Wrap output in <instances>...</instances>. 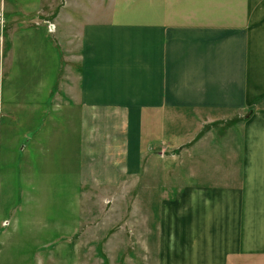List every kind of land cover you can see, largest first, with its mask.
Returning <instances> with one entry per match:
<instances>
[{
	"label": "crops",
	"instance_id": "crops-1",
	"mask_svg": "<svg viewBox=\"0 0 264 264\" xmlns=\"http://www.w3.org/2000/svg\"><path fill=\"white\" fill-rule=\"evenodd\" d=\"M127 1L0 0V264H92L79 244L96 232L103 255L122 238L132 264H264V0ZM37 26L52 47L57 27L78 30L80 60L62 71L66 55L47 53L54 74L23 80L17 101L4 83ZM146 141L180 165H143ZM126 174L168 190L150 210L152 242L135 203L129 230H94L77 210Z\"/></svg>",
	"mask_w": 264,
	"mask_h": 264
},
{
	"label": "rangeland",
	"instance_id": "rangeland-1",
	"mask_svg": "<svg viewBox=\"0 0 264 264\" xmlns=\"http://www.w3.org/2000/svg\"><path fill=\"white\" fill-rule=\"evenodd\" d=\"M52 1V0H50ZM133 0H128L126 4H128L129 7H131ZM147 0H144L140 6H144L146 4ZM47 7H50L46 4ZM98 11L100 10V5L97 6ZM131 9V8H130ZM48 10V9H47ZM145 12V11H144ZM103 13H106L103 11ZM129 17H133V15H129ZM34 30H31L32 34L27 35L26 38L23 39L22 43L18 46V54L16 57V60L13 62L12 67V77L14 80H6L4 83V87L7 88L8 86L14 85V89L17 90V94L15 96V99L17 101L20 100V89H24L23 83L25 81H28L30 86H34L38 78H41L42 76H48V78H51V76L54 74V69L56 67V58L53 62H49L47 59V53L55 54V50L58 48L61 49L62 54L66 55V59L61 61V68L62 71L65 68L64 65L66 64L67 68L70 65H74V63L78 60H80L79 56L81 53V43L79 39V31L67 29V30H61V28L57 27V33L59 35V45L56 44L54 47H52V37H48L45 30L40 29L38 26L33 28ZM69 30V31H68ZM63 31H65L63 33ZM4 32L6 31H0V36H4ZM48 33V32H47ZM13 34V33H12ZM55 34V33H54ZM78 38V41H75V39ZM66 39L70 40L69 43H66ZM58 43V42H57ZM66 43V44H65ZM6 50H9L11 46L5 45ZM78 62V61H77ZM51 66V68H50ZM66 69V68H65ZM25 76V77H24ZM17 77V78H15ZM24 77V78H23ZM18 78H21L20 80ZM51 81V79L48 80V82ZM3 85L1 84V87ZM27 96V92L23 93V97L25 98ZM100 127H97L94 129L99 130ZM104 130V129H102ZM83 131L82 127H78V134ZM99 132V131H98ZM97 132V133H98ZM86 133V132H85ZM156 143V142H155ZM152 143L149 144L148 141H146L143 145V165L145 166H151V167H170V166H176L180 165L179 162H177L176 158H173L171 156L162 157L159 153V150H155L156 144ZM101 143L96 142V147H98ZM102 153H99L98 151H94L92 156V162L95 163L96 161L100 160V157L102 156ZM5 160V159H4ZM124 181L126 182L124 188L119 189H95L94 192L86 191L83 194L84 198H92L93 201L86 202L83 200L82 204L80 205L79 200L82 199V194L78 195L77 201L78 206L77 210L81 211L86 210V212L91 213L93 216L91 217L92 221L89 222V225L93 224L94 230H101L99 228H104V231H107L108 227H118V224L123 223L126 224V228L129 230L131 226V221L135 219L134 214V203L136 204L137 215L139 217L138 229L142 230V236L145 239H148V241L152 242L156 239V236L152 237L151 230L153 227H151V222L149 220V214L150 210H154L157 212L158 207L155 206L156 203L160 200V198L163 197V194L165 195L168 190H160L162 186L157 187V185H152L149 189V177L148 175L146 177L142 176V181L139 186L133 187V182L137 181V178L135 179L132 175L126 174L124 175ZM10 177H7V179ZM12 182H14V177L11 178ZM128 184V185H127ZM14 185V184H13ZM145 185L146 188H143ZM96 188V187H94ZM7 190H2L1 192V203H0V212L4 213V207L7 208L4 205V201H8V204L10 202V190L6 194ZM80 191H78L79 193ZM93 193V194H92ZM7 195V197H6ZM19 195V194H18ZM108 198V199H107ZM107 201H109L107 203ZM80 205V206H79ZM154 206V207H153ZM153 207V208H152ZM105 209L106 214H101V210ZM84 210V212H85ZM78 211V214H79ZM80 215V214H79ZM125 217H128L129 223H126L124 221ZM94 220V221H93ZM84 224V222H83ZM155 223H153L154 225ZM99 232H96L92 234L88 238L81 239V243L79 244L80 248V257L82 259L91 261L92 264H103L104 256L107 255L109 259L108 264H132V260L134 258V250L133 248L126 247L121 252H118L117 244H120L122 242V238H116L114 240V245H111L107 247V250L105 251V255H103L100 252V248L96 243L101 240V236ZM146 236V237H144ZM141 240V235L140 238ZM113 240V239H111ZM86 243L87 245L86 248ZM154 244V243H151ZM84 247L86 249H84ZM33 247L29 245V250L31 251ZM47 251V249H46ZM30 257H33V254L29 255ZM47 257H50V254L46 255ZM61 259H71L72 255L68 252L63 253V255H60ZM34 259V258H33ZM144 259V256L141 258H137V262H141ZM33 260L30 258V262L32 263ZM107 264V261L105 262Z\"/></svg>",
	"mask_w": 264,
	"mask_h": 264
},
{
	"label": "built area",
	"instance_id": "built-area-1",
	"mask_svg": "<svg viewBox=\"0 0 264 264\" xmlns=\"http://www.w3.org/2000/svg\"><path fill=\"white\" fill-rule=\"evenodd\" d=\"M51 28H52V29L54 28V25H53V24H51Z\"/></svg>",
	"mask_w": 264,
	"mask_h": 264
}]
</instances>
